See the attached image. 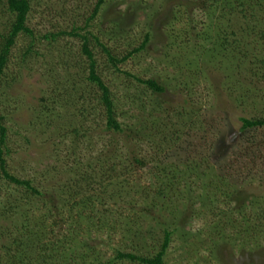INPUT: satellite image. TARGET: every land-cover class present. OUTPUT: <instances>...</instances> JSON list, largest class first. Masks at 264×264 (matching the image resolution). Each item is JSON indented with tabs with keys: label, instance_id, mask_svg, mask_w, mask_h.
<instances>
[{
	"label": "rangeland",
	"instance_id": "obj_1",
	"mask_svg": "<svg viewBox=\"0 0 264 264\" xmlns=\"http://www.w3.org/2000/svg\"><path fill=\"white\" fill-rule=\"evenodd\" d=\"M29 1L34 37L22 34L12 50L0 116L9 172L43 196L2 182L0 264L19 249L10 239L38 245L29 264H137L117 251L153 256L166 230L174 232L166 264H264V129L241 134L243 118L264 117V42L251 31L238 33L241 47L219 41L246 27L229 9L241 2L105 0L90 21L100 0ZM10 20L0 9V34ZM75 28L89 36L134 139L107 131L84 41L52 37ZM148 33L147 49L119 68L155 80L163 95L117 71L95 41L124 57ZM86 196L98 205L77 223L87 209L70 208ZM60 214L67 223L51 228Z\"/></svg>",
	"mask_w": 264,
	"mask_h": 264
},
{
	"label": "trees",
	"instance_id": "obj_2",
	"mask_svg": "<svg viewBox=\"0 0 264 264\" xmlns=\"http://www.w3.org/2000/svg\"><path fill=\"white\" fill-rule=\"evenodd\" d=\"M212 1V0H209ZM105 0H100L97 4V7L94 10V13L92 17L90 18V21L97 19V16L99 15L101 11V7L104 5ZM239 6L237 7H231L229 8L232 13L238 12L239 15L244 16L243 18L246 21V27L243 29L240 28L238 31H234L231 34L223 33L221 39H219L220 45L222 48H225L223 50H227L229 48H235V45H238L241 47V41L238 39V33L245 34L248 31H251L255 36L259 38V40L264 42V18H262V14L264 13V5L260 0H238ZM0 9L5 13L8 14V16L11 18V20L8 22V26L6 27L5 33L0 34L1 38V44H0V78L4 76L8 65L10 63L12 50L16 45L17 39L22 35L26 34L31 37H34L33 30L30 29L28 26V20L30 13L32 11L31 2L29 0H0ZM238 9V10H237ZM262 27V28H261ZM78 28H75L71 33L68 32H61L59 35H53V38H58L59 36H71V37H77L81 38L84 41L83 44V52L87 56L89 60V76L86 78L91 85L95 86L98 89V92H100L101 96L98 98L99 104L104 109L105 115H106V129L111 134L119 135V136H125L127 139H134L133 136H135V133L137 129H133L132 127L128 128L122 123H120L117 119L118 114L116 112L115 108V101L113 99V95L111 93L110 88L105 84L103 81L102 76L98 73V61L96 60L93 51L90 48V38L88 35H81L79 34ZM251 34V33H250ZM49 39V36L46 37ZM232 38V40H231ZM96 43L101 46L104 49V52L107 54L108 60L111 63L114 68H116L117 71L120 73L125 74L128 78L135 79L138 83L145 85L148 87V89L152 90L153 92L163 95L165 94L166 90L164 87H162L160 84H158L155 80H142L139 78H136L132 76L129 73L123 72L119 65L126 63L131 58L135 57L138 53H141L145 51L151 41V34L148 33L145 37L144 42L139 46L138 48L132 50L124 57H121L119 55H115L111 50L106 48V46L102 45L100 40L98 38H95ZM31 52V48L28 49L29 54ZM95 88V89H96ZM85 98V97H82ZM83 100V99H82ZM90 100H92L90 98ZM84 101V100H83ZM93 101V100H92ZM145 107V106H144ZM5 117L0 116V200L2 197V182L7 181L9 183H12L16 185L17 187L25 188L28 192L29 196H37L42 197L43 192L39 191L37 188H35L32 185L31 181H24L21 180L14 175H12L7 166V159L6 157L9 155V150L7 148V142H8V128L5 125ZM243 122V128L241 129V134L256 130L260 131V129H264V117L263 118H257V119H242ZM75 133L78 132V130L74 131ZM88 129L86 131L84 130V135H87ZM145 136V135H144ZM113 140V139H112ZM256 140V139H255ZM117 143L116 140H113ZM248 144V141L246 142ZM110 146V144L108 145ZM118 147V146H117ZM232 148V147H230ZM225 151L222 150V154H224ZM109 155L108 158L112 157L113 154L106 153ZM106 158V156H105ZM134 164H137L140 168H143L146 166V160L135 157L134 158ZM136 165V166H137ZM264 181V179H263ZM99 200V199H97ZM96 199H94V196H86L82 202L80 203H74L71 205L70 210L72 211V208L77 206H81L83 209H87L85 214L81 212H78L74 216L79 222H84V219L86 217V214L93 215L92 206L95 207L97 204ZM51 214H53L51 212ZM53 217V216H52ZM54 220V224H51V228H56L58 226H61L64 224V221L67 223L66 217L63 214H60V216H56ZM93 217H89V220ZM86 221V220H85ZM76 225L75 221L71 223V226ZM29 225L24 226V230L28 228ZM45 226L42 225V229ZM29 236H31L30 233L33 230H28ZM33 235V234H32ZM35 235V234H34ZM174 235L173 231L166 230L164 234L163 243L161 245L160 251L153 255V256H141L138 252H122L121 250L117 251V260L122 261H128L130 263H137V264H166L164 258L166 256L167 250L172 242V237ZM10 243L14 246H18V250L14 255H9L7 264H27L31 258L29 254H31V251L35 250V248H38V245L35 246L32 243L21 241L20 239H10ZM68 258V257H66ZM7 260V259H6ZM68 259H65V264ZM31 262V261H30ZM29 264V263H28Z\"/></svg>",
	"mask_w": 264,
	"mask_h": 264
}]
</instances>
